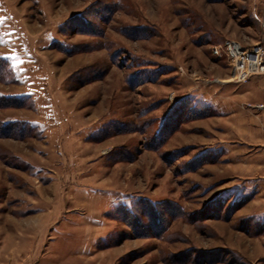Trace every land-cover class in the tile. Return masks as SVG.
I'll list each match as a JSON object with an SVG mask.
<instances>
[{
    "label": "rangeland",
    "instance_id": "obj_1",
    "mask_svg": "<svg viewBox=\"0 0 264 264\" xmlns=\"http://www.w3.org/2000/svg\"><path fill=\"white\" fill-rule=\"evenodd\" d=\"M0 21V264H264V73L218 83L210 50H264V0H0Z\"/></svg>",
    "mask_w": 264,
    "mask_h": 264
},
{
    "label": "built area",
    "instance_id": "obj_2",
    "mask_svg": "<svg viewBox=\"0 0 264 264\" xmlns=\"http://www.w3.org/2000/svg\"><path fill=\"white\" fill-rule=\"evenodd\" d=\"M210 50L212 56L226 60L232 67L233 82L244 81L251 74L264 73V50L260 43L246 48L226 39Z\"/></svg>",
    "mask_w": 264,
    "mask_h": 264
},
{
    "label": "bare ground",
    "instance_id": "obj_3",
    "mask_svg": "<svg viewBox=\"0 0 264 264\" xmlns=\"http://www.w3.org/2000/svg\"><path fill=\"white\" fill-rule=\"evenodd\" d=\"M217 82L221 84H228L233 82V78H229L228 80H220V81L217 80Z\"/></svg>",
    "mask_w": 264,
    "mask_h": 264
},
{
    "label": "snow or ice",
    "instance_id": "obj_4",
    "mask_svg": "<svg viewBox=\"0 0 264 264\" xmlns=\"http://www.w3.org/2000/svg\"><path fill=\"white\" fill-rule=\"evenodd\" d=\"M3 21H0V23H2ZM0 43H4V41H3V38L2 37H0ZM28 95H32L31 93H29Z\"/></svg>",
    "mask_w": 264,
    "mask_h": 264
}]
</instances>
